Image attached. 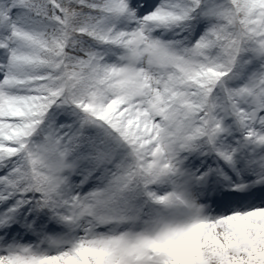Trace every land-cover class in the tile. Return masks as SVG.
Here are the masks:
<instances>
[{"label": "snow or ice", "instance_id": "obj_1", "mask_svg": "<svg viewBox=\"0 0 264 264\" xmlns=\"http://www.w3.org/2000/svg\"><path fill=\"white\" fill-rule=\"evenodd\" d=\"M0 264H264V0H0Z\"/></svg>", "mask_w": 264, "mask_h": 264}]
</instances>
